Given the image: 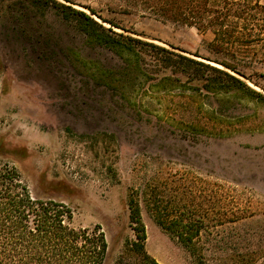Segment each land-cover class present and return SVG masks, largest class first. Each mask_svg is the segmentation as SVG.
Segmentation results:
<instances>
[{
	"label": "rangeland",
	"instance_id": "374dc122",
	"mask_svg": "<svg viewBox=\"0 0 264 264\" xmlns=\"http://www.w3.org/2000/svg\"><path fill=\"white\" fill-rule=\"evenodd\" d=\"M32 1L0 0V170H17L34 199L70 207L74 227L100 226L105 264L135 239L132 196L144 249L158 264H246L243 257L256 252L262 258L254 264H264V99L209 91L204 80L216 75H170L151 57L139 63L146 74L128 73L121 60L88 46L73 21ZM68 1L88 15L86 6L95 9L125 35L224 70L264 97L263 15L251 14L247 30L239 20L241 33L257 41L217 52L211 31L123 14L120 0ZM203 58L236 66L249 80ZM163 75L170 79L160 82ZM188 200L208 211L194 254L154 220L153 207L187 218L180 207ZM229 210L238 214L225 216ZM191 211L197 219L200 211ZM232 217L243 220L226 223Z\"/></svg>",
	"mask_w": 264,
	"mask_h": 264
},
{
	"label": "trees",
	"instance_id": "16d2710c",
	"mask_svg": "<svg viewBox=\"0 0 264 264\" xmlns=\"http://www.w3.org/2000/svg\"><path fill=\"white\" fill-rule=\"evenodd\" d=\"M65 1L70 5L61 4L55 0H33L32 3L37 9L47 7L54 10L65 21H73L88 46L106 51L121 60L128 73L144 72L143 74H146L147 69L139 66V63L146 57H151L163 70L173 69L170 75L188 73L187 70L191 69L194 75L198 71L216 75V79L204 80V87L209 91L233 89L264 99L246 83L224 70L125 35L124 33L129 31L112 20L102 18L95 9L86 6L85 8L90 12L88 15L73 9L71 5L74 3ZM120 1L126 5L125 9H121L123 14H128V11L132 9L142 15H151L164 21L194 27L199 32L211 31L214 40L210 47L217 52H222L227 46L250 45L257 41V35H252L249 30L247 34L241 33L243 29L240 27L239 20L244 22V29L247 30L250 23L255 20L254 15L251 14L257 13L264 16V6L259 5L258 2L249 5L245 0L242 2L238 0ZM91 15L101 22H97ZM103 24H108L110 28H106ZM113 28L120 29L122 33L113 31ZM34 40V44L40 43L39 39ZM203 59L249 80V77L236 66L218 59ZM170 75H163L160 82L169 80ZM195 207L200 211L197 219L191 217V210ZM153 208L155 209L154 220L158 227L194 254L200 232L209 228V224L206 223L207 208L201 203L194 205L188 200L180 207L183 212L190 214L187 218L162 213L163 210L159 207ZM128 210L135 239L126 243L114 264H158L144 249L145 227L138 202L133 196L129 199ZM231 210L225 211L224 215L238 214ZM227 220L226 223H234L243 219L232 217ZM107 254L108 244L100 226L74 227L73 212L70 207L52 200L34 199L17 170L7 166L0 170V264H105ZM260 258L262 254L256 252L244 256L242 262L254 264Z\"/></svg>",
	"mask_w": 264,
	"mask_h": 264
}]
</instances>
